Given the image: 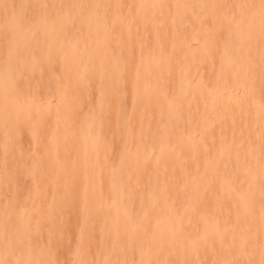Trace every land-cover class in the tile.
<instances>
[{
	"label": "bare ground",
	"instance_id": "6f19581e",
	"mask_svg": "<svg viewBox=\"0 0 264 264\" xmlns=\"http://www.w3.org/2000/svg\"><path fill=\"white\" fill-rule=\"evenodd\" d=\"M0 264H264V0H0Z\"/></svg>",
	"mask_w": 264,
	"mask_h": 264
},
{
	"label": "rangeland",
	"instance_id": "374dc122",
	"mask_svg": "<svg viewBox=\"0 0 264 264\" xmlns=\"http://www.w3.org/2000/svg\"><path fill=\"white\" fill-rule=\"evenodd\" d=\"M2 50V49H1ZM5 56H6V54L5 53H3Z\"/></svg>",
	"mask_w": 264,
	"mask_h": 264
}]
</instances>
